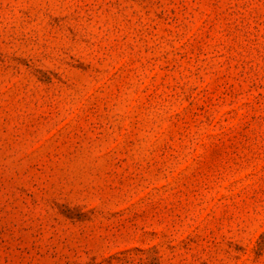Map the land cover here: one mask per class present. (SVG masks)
<instances>
[{"label": "rangeland", "instance_id": "1", "mask_svg": "<svg viewBox=\"0 0 264 264\" xmlns=\"http://www.w3.org/2000/svg\"><path fill=\"white\" fill-rule=\"evenodd\" d=\"M0 264H264V0H0Z\"/></svg>", "mask_w": 264, "mask_h": 264}]
</instances>
